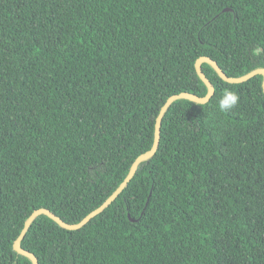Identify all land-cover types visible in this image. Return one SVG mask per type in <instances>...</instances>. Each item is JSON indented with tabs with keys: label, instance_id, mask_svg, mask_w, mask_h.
Here are the masks:
<instances>
[{
	"label": "trees",
	"instance_id": "trees-1",
	"mask_svg": "<svg viewBox=\"0 0 264 264\" xmlns=\"http://www.w3.org/2000/svg\"><path fill=\"white\" fill-rule=\"evenodd\" d=\"M203 56L264 68V0H0V264H33L14 242L35 210L76 224L106 201L167 99L207 94ZM202 70L213 96L170 105L107 208L76 230L35 218L39 264H264V76Z\"/></svg>",
	"mask_w": 264,
	"mask_h": 264
},
{
	"label": "water",
	"instance_id": "water-1",
	"mask_svg": "<svg viewBox=\"0 0 264 264\" xmlns=\"http://www.w3.org/2000/svg\"><path fill=\"white\" fill-rule=\"evenodd\" d=\"M231 8H225V10H230ZM203 62H208L210 63L216 70L217 72L220 74V76L231 83H239V82H244L248 79H250L251 77L257 75V74H262L264 76V68H258L255 70H252L251 72L240 76V77H232V76H228L218 65V63L213 60L210 57L207 56H203L200 57L197 61H196V69L197 72L199 74V76L201 77V79L205 82V84L208 87V92L206 95L204 96H198L194 93L191 92H181L178 94H174L172 96H170L167 101L165 102V104L162 106L159 115L157 117L156 120V126H155V139H154V143L153 146L146 152L142 153L141 155H139L136 160L133 162L131 169L129 171V173L127 174L126 178L123 180V182L119 185V187L106 199L105 202H103V204H101L98 208L94 209L93 211H91L87 216H85L80 222L76 223V224H70L65 222L63 219H61L58 215H56L54 212H52L50 209L47 208H39L37 210H35L27 219V221L25 222V225L20 233V235L18 236V238L15 240L14 242V248L17 252L27 256L28 258H30L33 262V264H39L38 258L37 256L24 249L21 245L23 238L25 237L28 229L30 228L31 224L33 223V221L35 220V218L37 216H39L40 214H46L49 217H51L53 220H55L58 224H60L61 226L70 229V230H76L81 228L82 226H84L87 222H89L93 217H95L96 215H98L99 213H101L105 208H107L118 196L119 194L124 190V188L126 187V185L131 181V179L134 177L139 165L141 162H143L146 159H149L150 157H152L156 151L158 150V147L160 145V138H161V125H162V119L164 114L166 113L167 109L170 107V105L177 99L180 98H186L189 100H192L194 102L197 103H206L210 100V98L213 96L215 88L213 83L209 80V78L205 75V73L202 70V63ZM263 90H264V79H263Z\"/></svg>",
	"mask_w": 264,
	"mask_h": 264
},
{
	"label": "clouds",
	"instance_id": "clouds-1",
	"mask_svg": "<svg viewBox=\"0 0 264 264\" xmlns=\"http://www.w3.org/2000/svg\"><path fill=\"white\" fill-rule=\"evenodd\" d=\"M238 102V93L234 89L227 87L222 90L221 95L218 98L217 105L220 112L227 113L235 108Z\"/></svg>",
	"mask_w": 264,
	"mask_h": 264
}]
</instances>
